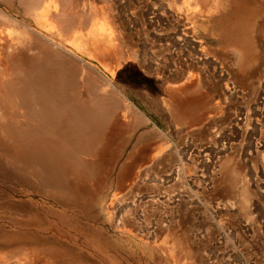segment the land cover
Segmentation results:
<instances>
[{
	"label": "rangeland",
	"instance_id": "1",
	"mask_svg": "<svg viewBox=\"0 0 264 264\" xmlns=\"http://www.w3.org/2000/svg\"><path fill=\"white\" fill-rule=\"evenodd\" d=\"M20 1L0 0V264H264V0ZM8 88L40 116L11 118Z\"/></svg>",
	"mask_w": 264,
	"mask_h": 264
},
{
	"label": "bare ground",
	"instance_id": "2",
	"mask_svg": "<svg viewBox=\"0 0 264 264\" xmlns=\"http://www.w3.org/2000/svg\"><path fill=\"white\" fill-rule=\"evenodd\" d=\"M20 1V0H19ZM22 2V6H25L27 9H30V10H33V9H36L38 7H41V0H21L20 3ZM24 8V9H26ZM33 8V9H32ZM23 9V10H24ZM5 10V9H4ZM8 10V9H7ZM22 10V11H23ZM27 11V10H26ZM0 14H2L3 16V13L0 12ZM5 16V15H4ZM1 17V16H0ZM6 18V16H5ZM8 18V17H7ZM3 19V18H2ZM5 20V19H4ZM7 20H10V19H7ZM11 20H13L11 18ZM3 21V20H2ZM9 22V21H6V23ZM13 22V21H12ZM25 22V21H24ZM211 22V21H210ZM5 23V21H4ZM15 23V22H14ZM8 24V23H7ZM16 24H17V21H16ZM19 24V23H18ZM208 25V24H207ZM26 28V27H25ZM2 29H4L2 27ZM225 31H226V35L230 38V42L231 44L236 48L238 49V47L242 46L243 45V37L245 36L247 30H248V26H247V23H246V17H245V11L244 10H237L235 12L234 15L231 16V19L230 21L226 24V27L224 28ZM18 32V31H17ZM4 35V34H3ZM7 35V34H6ZM5 35V36H6ZM9 37V36H8ZM2 38V37H0ZM173 38V37H172ZM3 39V38H2ZM14 40V39H13ZM189 40V39H188ZM3 41V40H2ZM8 41V39H7ZM44 40H42L43 42ZM46 41V40H45ZM47 42V41H46ZM11 43V42H9ZM45 43V42H44ZM50 43V42H49ZM52 44V43H51ZM50 45V44H49ZM9 46H7L8 48ZM47 47V46H46ZM52 47H55V46H52ZM182 47V46H181ZM1 48V47H0ZM9 49V48H8ZM7 49V50H8ZM1 52L3 50H0ZM239 51V50H238ZM17 56V55H16ZM4 59H5V56H3ZM3 57H0V58H3ZM236 59V58H235ZM3 61V60H1ZM24 62V61H23ZM1 63V62H0ZM6 65V64H4ZM29 65V64H28ZM3 68V67H2ZM6 68V67H4ZM8 68V67H7ZM6 68V69H7ZM2 71V70H1ZM7 72V71H6ZM25 94H28V91L27 89H25ZM30 91V90H29ZM4 94L2 95V99L8 103L9 107L11 108V111H10V117H14V118H22L24 120H26V122H29L31 119L34 120L35 118H37V116H40L39 114H36L35 111L37 110L36 107H38L36 104H32L33 101L31 103H27L25 100L26 98L23 97V95H16L14 93H12V89L8 88L7 89H4ZM120 95V93H119ZM121 96V95H120ZM121 99L124 101V102H127L129 103L133 108V110L137 113V114H141L140 110L134 106L133 104H131L129 101H127V99L123 96H121ZM30 100V99H29ZM5 114V113H4ZM9 114V113H8ZM47 111L45 110L44 112V115L43 117H45L47 115ZM6 115V114H5ZM144 117V116H143ZM145 119V118H144ZM147 120V119H146ZM78 121V120H77ZM52 125V124H50ZM57 125V124H56ZM24 126V125H23ZM26 126V125H25ZM28 127V126H27ZM44 130V129H43ZM49 131V130H48ZM37 133V132H36ZM5 134V132H4ZM20 137H21V140L19 142L21 143H28V137L27 136H24L23 134H20ZM11 138V136H10ZM13 138H11L12 140ZM63 139V138H62ZM69 147V146H68ZM68 151V149H67ZM70 152V151H69ZM68 152V153H69ZM71 154V153H70ZM38 155V154H37ZM51 156V155H50ZM69 156V155H67ZM73 156V155H71ZM69 156V157H71ZM72 158V157H71ZM59 159V158H58ZM63 159V158H62ZM69 159V158H68ZM42 164V163H41ZM73 167V166H72ZM23 169V167H22ZM21 169V170H22ZM19 170V169H18ZM24 170V169H23ZM177 171V170H176ZM173 172L170 171V174H169V177L167 178H171V176H173Z\"/></svg>",
	"mask_w": 264,
	"mask_h": 264
},
{
	"label": "crops",
	"instance_id": "3",
	"mask_svg": "<svg viewBox=\"0 0 264 264\" xmlns=\"http://www.w3.org/2000/svg\"><path fill=\"white\" fill-rule=\"evenodd\" d=\"M194 90V89H193ZM197 92H199V90H197Z\"/></svg>",
	"mask_w": 264,
	"mask_h": 264
}]
</instances>
